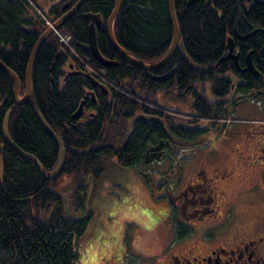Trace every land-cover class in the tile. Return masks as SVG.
<instances>
[{
	"label": "trees",
	"instance_id": "trees-1",
	"mask_svg": "<svg viewBox=\"0 0 264 264\" xmlns=\"http://www.w3.org/2000/svg\"><path fill=\"white\" fill-rule=\"evenodd\" d=\"M78 1L53 0L43 10L42 0H0V60L18 76L20 95L25 93L32 51L48 30L47 21L57 22ZM168 1L123 0L114 22L119 46L143 63L162 60L172 46L174 32ZM188 1L174 0L188 58L177 52L167 66L152 72L155 76L171 74L164 82H157L144 70L130 65L111 46L107 24L116 0H88L60 28L59 31L73 36V48L80 58L69 47L64 48L55 34L49 37L37 57L32 98L26 104L16 105L14 82L0 69V145H5L4 119L12 110L9 122L12 140L22 151L37 158L47 174L42 176L32 161L21 158L8 146L0 148L4 167L0 179L2 264L77 263L76 244L85 235L91 216L73 220L65 215L62 199L54 192L55 183L63 175L76 177L74 205L82 210L88 181L102 175L108 159L142 172L149 149L162 140L168 152L176 154L182 149L194 152L210 143L206 139L207 128L200 125L203 120L225 128L222 121L232 117L241 103L264 93V0H239L241 18L237 27L235 0H199L191 6ZM87 15L101 17L97 45L106 59L118 62L116 66L103 67L95 61L89 50L91 22ZM235 33L252 36L241 41ZM230 37H234L235 48L240 53L238 62L224 59L229 53ZM251 52L257 73L240 72L246 68ZM86 64L115 86L110 87L109 94L83 76ZM71 65L82 74L66 78ZM208 84L211 98L206 93L208 90H201ZM89 93L95 99L90 97L81 118L74 119ZM38 113L66 148L63 173L57 177L52 172L58 164L59 150L40 124ZM138 113L157 116L161 121L137 122L129 144L121 151L96 150L109 143L122 146L126 136L119 143L106 138L110 130L113 138L119 135L117 130L122 126L126 135L128 122ZM187 160L183 158L184 162ZM41 213L43 217H39ZM177 227L176 239H181L188 232L178 224Z\"/></svg>",
	"mask_w": 264,
	"mask_h": 264
},
{
	"label": "rangeland",
	"instance_id": "rangeland-1",
	"mask_svg": "<svg viewBox=\"0 0 264 264\" xmlns=\"http://www.w3.org/2000/svg\"><path fill=\"white\" fill-rule=\"evenodd\" d=\"M52 2L53 0H42V9L46 10ZM201 90H208L206 93L211 98L209 84ZM231 119L226 123L227 128L203 120L200 125L207 128L206 139L211 141V145L185 156L188 158L186 162L182 157L180 160L176 157L177 164H172L168 158L154 163V167L149 169L155 170L154 175L163 177L158 178L152 186L139 170L123 167L116 159H108L102 175L96 179L91 177L88 181L87 199L82 210L74 205V194L78 187L76 177H60L54 185V192L62 199L65 215L73 220L91 216L85 235L76 244L79 254L76 264H169L168 249L173 244H181L191 239L188 243L190 244L196 237H200L202 227L195 226L198 224L195 222L191 226L193 233L184 241H177L176 225L171 219V194L175 191L178 194L182 192L184 184L196 174L205 156L215 154L218 149L224 150L227 144L233 142L241 148L252 141L264 140V93L256 94L249 101L241 103ZM124 127L117 130L119 135L115 134L114 138L110 130L106 139L123 142L126 136ZM177 177L180 178L178 183ZM246 180L248 178L239 172L238 182L230 187V198L246 206L260 203L263 200L261 186L264 185V178L258 187L245 185ZM239 185H242L240 190ZM260 190L262 195L259 197ZM43 216V213L39 215ZM176 217L180 219L179 214ZM195 220L191 222L194 223ZM188 244L184 246H189ZM184 246L177 248L183 251Z\"/></svg>",
	"mask_w": 264,
	"mask_h": 264
},
{
	"label": "flooded vegetation",
	"instance_id": "flooded-vegetation-1",
	"mask_svg": "<svg viewBox=\"0 0 264 264\" xmlns=\"http://www.w3.org/2000/svg\"><path fill=\"white\" fill-rule=\"evenodd\" d=\"M85 70L92 79L97 77L94 68ZM73 71L79 72L74 67L68 73ZM166 150L167 146L164 152ZM239 172L248 178L245 185L258 187L263 182L264 140L252 141L241 148L233 142L224 150L205 156L182 192L169 199L171 218L175 215L177 220L176 229L178 224L181 230L188 232L177 241L182 242L193 233L191 226L195 222H198L195 226L202 227L200 237L192 243L188 244L190 239L168 249L169 264H264V185L260 203L246 206L233 201L229 196L230 187L238 182ZM194 219V223L191 222ZM186 244L189 246H184ZM178 246L185 249L180 251Z\"/></svg>",
	"mask_w": 264,
	"mask_h": 264
},
{
	"label": "water",
	"instance_id": "water-1",
	"mask_svg": "<svg viewBox=\"0 0 264 264\" xmlns=\"http://www.w3.org/2000/svg\"><path fill=\"white\" fill-rule=\"evenodd\" d=\"M87 1L88 0H79L72 8H70V10L66 14H64L53 25V27L49 28L47 31H45L40 36L38 42L36 43V46L34 47V49L32 51V54H31V57L29 60V65H28L27 72H26L25 94H24V97L22 99L20 98L21 82H20L18 76L0 60V69L4 73L8 74L14 82L15 88H14V92H13V97H14V100H15V103L17 106H21V105L26 104L32 98L33 70L35 67L37 57H38L40 50L43 47V45L47 42V40L54 33V31L59 30L69 19H71L75 14H77ZM198 1L199 0H189L188 6H191ZM168 4H169V15H170V20H171V25L173 27V32H174L173 43H172L171 49L169 50L168 54L161 61L154 63V64H146V63H143V62L135 59L128 52H126L124 49H122L115 39L113 26H114V22L118 16V14L120 13V11L122 9L123 0H116L115 9H114L109 21H108V24H107L108 39H109L110 44L113 47V49L120 55V57L122 59H124L130 65L136 66V67L144 70L148 76L152 77V79L157 81V82H164L167 79H169L172 75L169 74V75H165V76H154L152 74L153 71L159 70V69L167 66L171 62V60L173 59V57L176 55V53L178 51L184 58H186V52L184 49V45L181 42L179 24H178L176 13H175L174 0H169ZM235 8H236V15H237V20H236V27H237V25L240 22V18H241V9L239 6V0H235ZM86 17L91 22V24L89 26V50L92 52V55H93L95 61L103 67L116 66L118 64V62L106 59L98 49L97 35L96 34H97V28H100L102 25V22H103L101 17L98 15L97 16L87 15ZM235 36L237 37V39H239L241 41H245L249 37H251L252 34L248 35V36H241V35H238L237 33H235ZM228 49H229V54L226 57V59H232V60H235L236 62H238V58H239L240 54L235 52V46H234V39L233 38L229 39ZM252 56H253L252 52L250 54H248L247 66L244 69H240V72H243V73L248 72V73H252V74L257 73L255 66H254V63H253ZM77 74H79V72L70 73V74H68V76L77 75ZM86 78H87V80H89V82L94 87L100 88L104 93H108V89H106L103 85L99 84L97 81L92 79L90 76L86 75ZM92 97H93V99H95L94 94H92ZM85 104H86V99L82 102L79 110L73 116L74 119H79L81 117V115L84 111ZM12 114H13V111L11 110L10 112H8L6 114L5 119H4L3 136H4V140H5V145L8 146L10 149H12L21 158L32 161L36 165L39 173L42 176H46L47 174L44 171L40 161L37 158H35L34 156L22 151L12 140L10 133H9V122H10ZM38 120H39L40 124L42 125L43 129L45 130V132L56 143V145L58 147L59 160H58V164H57L55 170L52 172V176L57 177L63 173V169H64L65 162H66V154H67L66 148H65L64 143L62 142L61 138L52 130V128L48 125V123L46 122V120L43 118V116L40 113H38ZM153 120L158 121V119H156L155 117H152V116L143 115V114L136 115L134 118H132L129 121V123L127 125L126 140H125V143L121 147H114L112 145H104L100 148H97L96 150L102 149L104 147L112 148V149H115L116 151L123 150L129 144V142L133 136V126L137 122H140V121H153ZM5 145H0V148L4 149ZM164 147H165V143L163 141H161L160 144H158L157 146L152 147L148 151L146 158L144 160V163L146 165H149L154 160L160 161L162 158V151H163ZM3 171H4V167H3L2 162H0V179L3 178ZM143 176L148 182L152 183V179H149V174L143 173Z\"/></svg>",
	"mask_w": 264,
	"mask_h": 264
},
{
	"label": "built area",
	"instance_id": "built-area-1",
	"mask_svg": "<svg viewBox=\"0 0 264 264\" xmlns=\"http://www.w3.org/2000/svg\"><path fill=\"white\" fill-rule=\"evenodd\" d=\"M48 23H50V22H48ZM61 41L64 44H66L67 46H70L71 37L70 36H61Z\"/></svg>",
	"mask_w": 264,
	"mask_h": 264
},
{
	"label": "bare ground",
	"instance_id": "bare-ground-1",
	"mask_svg": "<svg viewBox=\"0 0 264 264\" xmlns=\"http://www.w3.org/2000/svg\"><path fill=\"white\" fill-rule=\"evenodd\" d=\"M48 26V25H47ZM49 28V27H48ZM60 30V29H59ZM63 33V32H62ZM66 33V32H65ZM54 35V34H53ZM51 37V36H50ZM73 37V36H72ZM57 39H58V37H57ZM59 41V40H58ZM72 45H73V42H72ZM65 47V46H64ZM66 48V47H65ZM68 48V47H67ZM66 48V49H67ZM68 50V49H67ZM70 50V49H69ZM71 53V52H70ZM74 56V55H73ZM94 72V71H93ZM95 73V72H94ZM89 76V75H88ZM91 77V76H90ZM92 78V77H91Z\"/></svg>",
	"mask_w": 264,
	"mask_h": 264
}]
</instances>
